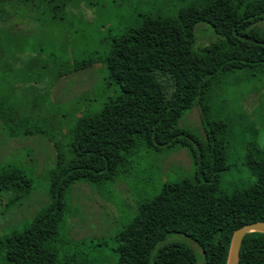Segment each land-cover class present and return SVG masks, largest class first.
<instances>
[{
    "label": "trees",
    "instance_id": "1",
    "mask_svg": "<svg viewBox=\"0 0 264 264\" xmlns=\"http://www.w3.org/2000/svg\"><path fill=\"white\" fill-rule=\"evenodd\" d=\"M71 1L0 0V73L11 70L3 61L33 48L27 39L31 29L17 28L21 19L30 23L35 13L63 11ZM261 20L264 0H198L172 15L140 13L110 36L102 54L58 62L50 86L99 63L108 84L119 92L98 109L78 111L64 144L52 139L55 157L46 172L48 200L20 228L0 236V264H85L72 255H58L56 236L68 213L65 195L71 184L83 181L100 191L123 176L140 151L176 146L186 149L194 171L178 181H164L156 194L137 202L132 218L113 237L117 264H225L232 231L264 220V145H245L243 163L252 183L230 194L221 192L219 176L229 168L227 146L237 121L215 96L226 77L242 73L246 79L264 78ZM200 22L216 37L193 48L194 26ZM233 81L236 87L238 78ZM192 107L198 111L203 138L178 124ZM35 119L38 115L25 114L0 95V129L7 137L44 132ZM30 180L20 166L0 168L6 205L27 192ZM170 233L195 243L199 253L181 241H165ZM238 264H264V232L244 234Z\"/></svg>",
    "mask_w": 264,
    "mask_h": 264
},
{
    "label": "rangeland",
    "instance_id": "2",
    "mask_svg": "<svg viewBox=\"0 0 264 264\" xmlns=\"http://www.w3.org/2000/svg\"><path fill=\"white\" fill-rule=\"evenodd\" d=\"M195 1L72 0L63 11L35 13L30 23L21 19L17 28L22 32L31 29L27 39L33 48L3 61L11 70L0 73V95L8 103L18 104L25 114L38 115L35 120L44 132L13 138L0 129V168L20 166L31 179L27 192L11 205L5 203L7 195L0 193V236L11 228H20L47 202L46 172L55 157L52 139L64 144L67 130L81 110L98 109L107 97L119 92L116 85L108 84L106 70L99 63L67 74L51 87L57 63H73L93 52L102 54L110 36L131 25L140 13L172 15ZM258 26L264 28V20ZM194 36L193 48L216 37L203 22L194 26ZM234 78L239 82L236 87ZM223 86L215 101L226 104L223 109L237 121L227 146L229 168L219 176V190L230 194L253 181L243 163L245 145L250 141L264 145V78L246 79L239 73L226 77ZM178 124L202 137L195 107L185 110ZM193 171L185 148H151L133 156L127 172L105 183L100 191L83 181L71 184L65 195L68 213L56 236L58 255H72L85 264H117L113 237L132 218L137 202L156 194L164 181H178ZM168 240L186 243L199 253L196 244L181 234L170 233L165 238Z\"/></svg>",
    "mask_w": 264,
    "mask_h": 264
},
{
    "label": "water",
    "instance_id": "3",
    "mask_svg": "<svg viewBox=\"0 0 264 264\" xmlns=\"http://www.w3.org/2000/svg\"><path fill=\"white\" fill-rule=\"evenodd\" d=\"M251 231L264 232V220L245 223L232 231L225 264H238L241 239L244 234Z\"/></svg>",
    "mask_w": 264,
    "mask_h": 264
}]
</instances>
